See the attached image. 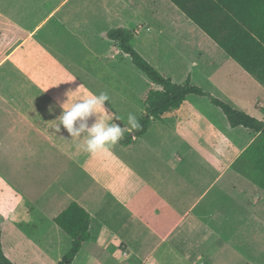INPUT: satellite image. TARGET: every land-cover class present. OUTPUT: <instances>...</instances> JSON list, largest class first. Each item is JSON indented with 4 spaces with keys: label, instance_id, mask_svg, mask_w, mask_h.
<instances>
[{
    "label": "crops",
    "instance_id": "obj_1",
    "mask_svg": "<svg viewBox=\"0 0 264 264\" xmlns=\"http://www.w3.org/2000/svg\"><path fill=\"white\" fill-rule=\"evenodd\" d=\"M29 1L0 0L4 254L15 264H57L71 238L54 218L74 201L90 214V225L89 239L70 264H237L244 259L237 252L238 230L228 227L241 225L244 241L263 224L264 189L250 178L242 157L258 133L231 127L218 106L195 94L153 120L129 145L118 142L96 155L78 149L62 125L55 132V119L68 91L70 100L88 90L107 91L125 128L129 112L137 118L143 114L146 94L156 85L107 38L111 28L134 31L131 45L139 32L135 28L165 33L163 43L153 39L142 52L152 66L175 83L189 79L263 121L264 86L170 0H56L48 16L72 3L47 29L45 18L29 24L30 17L44 14L38 2L45 0H31L37 3L32 11ZM78 10L89 12L86 21H79ZM184 17L200 30L191 29L199 39L196 55L195 42L172 37ZM246 263L260 264L259 257Z\"/></svg>",
    "mask_w": 264,
    "mask_h": 264
},
{
    "label": "trees",
    "instance_id": "obj_2",
    "mask_svg": "<svg viewBox=\"0 0 264 264\" xmlns=\"http://www.w3.org/2000/svg\"><path fill=\"white\" fill-rule=\"evenodd\" d=\"M188 19L197 25L230 58L264 86V0H170ZM135 32L111 28L106 36L129 55L134 66L158 88L145 97V109L138 118L139 132L125 131L120 144L127 146L143 136L153 120L184 103L189 94L207 97L226 116L231 127L243 126L259 134L245 149L246 171L264 189V121L238 110L193 85L187 79L178 84L158 71L131 45ZM121 124L120 121H116ZM122 126V124H121ZM123 127V126H122ZM54 222L71 238V246L57 264H70L89 239L90 214L76 202H70ZM0 264H15L2 249L0 231Z\"/></svg>",
    "mask_w": 264,
    "mask_h": 264
},
{
    "label": "clouds",
    "instance_id": "obj_3",
    "mask_svg": "<svg viewBox=\"0 0 264 264\" xmlns=\"http://www.w3.org/2000/svg\"><path fill=\"white\" fill-rule=\"evenodd\" d=\"M76 80L75 77L72 78ZM67 99L60 103L61 112L55 120V132H60L63 126L71 137L77 141L76 147L89 155L109 152L124 138L125 131L139 132L142 125L137 116L127 114L126 128L117 123L121 119L110 107V96L107 91L93 92L88 90L80 99ZM107 102V103H106ZM53 108H49L52 112Z\"/></svg>",
    "mask_w": 264,
    "mask_h": 264
},
{
    "label": "rangeland",
    "instance_id": "obj_4",
    "mask_svg": "<svg viewBox=\"0 0 264 264\" xmlns=\"http://www.w3.org/2000/svg\"><path fill=\"white\" fill-rule=\"evenodd\" d=\"M71 3L72 2L66 4L64 7H60L57 13L48 16L49 11L53 10L56 7L57 1L56 0H45V2L43 4L38 2L39 9L40 10L43 9L44 14H42V16H40L39 18H35L34 21H33L32 17H30L29 24L31 26H34L41 19L45 18L42 25L44 26V29H47L48 27L55 25V23H57L62 16H65V14L67 12L66 9L71 5ZM36 4L37 3L35 1H31V0L29 1L30 11H32V9L35 8ZM88 13L89 12L87 10H83V11L78 10V12H76V16H78L79 21L84 22V21H86V18L90 16V14H88ZM184 23H186V25ZM179 25L181 26V28L176 31L177 32L176 35H172L173 40L174 41L184 40L185 43L195 42L191 45L193 47L192 53L194 55H196L199 52V50L197 49V42H199V39L196 36L197 32L191 31V29L194 28V29H196V31H200V30L186 17H184L181 22L179 21ZM185 26H188V27L186 28ZM98 27H100L99 24H98ZM101 28L102 27H100V29ZM153 29H155V28L152 27L151 29H147L146 26L142 30L135 28V30L136 31L139 30V32L137 31L138 36L134 38L132 46L141 55H143L142 52H145V53L148 52L149 45L151 44V42L155 43L158 40L160 43H163V41L166 38L165 33L162 35H158V33H155V32L150 33L153 31ZM50 36L51 35H49V37ZM181 37H183V39ZM153 39H157V40L155 41ZM143 87H144V84L142 82H140V88L143 89ZM154 88H157V87L155 86ZM263 215H264V211H263ZM262 222H263V224H261V226L257 227V232L254 235H252L248 238H245L244 241H242V236H241V235H243L242 234L243 231L241 230V225H235V226L231 225L228 227V229L232 233H234L236 230H238V232L236 231V237H237V241H238L237 246H239L240 248L239 249L237 247L236 248H237V252L242 254L244 259H240L241 257L238 258L237 264H247L246 262H251L252 259L254 262V259H256L257 257H259V263L264 264V217H263ZM231 240H232V238H231ZM4 246L7 247V243H4Z\"/></svg>",
    "mask_w": 264,
    "mask_h": 264
}]
</instances>
